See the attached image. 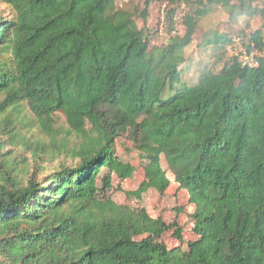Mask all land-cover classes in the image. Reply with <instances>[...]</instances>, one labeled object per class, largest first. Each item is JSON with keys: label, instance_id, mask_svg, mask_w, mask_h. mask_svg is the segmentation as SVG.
I'll return each instance as SVG.
<instances>
[{"label": "trees", "instance_id": "trees-1", "mask_svg": "<svg viewBox=\"0 0 264 264\" xmlns=\"http://www.w3.org/2000/svg\"><path fill=\"white\" fill-rule=\"evenodd\" d=\"M1 1L14 15L0 17V132L21 148L9 154L0 139V264H264L262 0H143L134 11L118 0ZM153 3L164 8L155 31L145 25ZM218 8L247 28L262 20L240 32L257 64L229 56L220 70L207 68L193 86L163 97L192 43L181 27L198 28ZM160 24L167 37L154 45ZM233 43L215 31L202 46L221 62ZM22 103L39 136L9 126ZM59 112L76 144L59 140ZM126 126L136 148L159 155L147 183L131 188L129 167L116 166ZM171 177L193 205L186 241L184 225L141 204L147 187L164 194ZM167 232L182 238L184 252L159 241Z\"/></svg>", "mask_w": 264, "mask_h": 264}, {"label": "rangeland", "instance_id": "rangeland-1", "mask_svg": "<svg viewBox=\"0 0 264 264\" xmlns=\"http://www.w3.org/2000/svg\"><path fill=\"white\" fill-rule=\"evenodd\" d=\"M259 5H264V0L258 3ZM117 7L124 10L134 11L135 8L142 10L145 7L143 0H118ZM162 10L163 7H160L159 4L153 3L149 8V16L146 21V26L153 31L157 30L158 22L162 20ZM13 9L4 4L0 0V17L10 18L13 17ZM141 24V21H139ZM262 25V20L256 18L251 23V28H247L244 23V18H241L240 24L232 23L229 20V16L222 9L218 8L215 12L204 17L200 21L198 28H183L181 27V33L186 37L192 38V43L185 48V54L187 57L186 62L182 65V71L177 82H175L173 87L167 88L163 97H169L173 92L182 90L183 87L193 86L198 82L200 74L207 68H212L215 71H218L223 66V61L229 56L234 54V49L232 46H229L227 54L224 56L221 62H216L213 59V49L210 46H202L203 35L204 33H214L215 31L228 33L234 39L237 37L241 38L240 32L245 30L248 33L250 30L260 28ZM162 28L160 24L159 29ZM158 35V39L154 42V45H161L166 40L165 31ZM232 48V49H231ZM231 49V50H230ZM11 119L12 123L10 127H14L15 130L21 131L23 136L30 137L32 134L40 135L41 126L37 121L36 117L30 111L26 103H22L20 106L11 110ZM55 128L59 136V140L65 141L69 145L76 144L77 137L75 134L71 133V129L66 122V118L62 113H58L55 118ZM133 133L129 126L122 128V135L120 136L117 143V168L119 171L124 170L127 166L129 167L130 177L126 179L127 187L131 188L132 184L135 183H147V179L152 177L153 169L150 166L151 161L158 155L155 151L150 148H136L133 140ZM34 138V137H33ZM0 139H2L5 147L3 150H8L9 154H12L18 151L21 146L18 142H12L9 140L8 131L2 133L0 132ZM159 156V155H158ZM26 161H29V156H25ZM163 167H167L166 159L164 156H161L160 159ZM46 165L50 166V163ZM104 175L111 177V173L108 169L103 171ZM113 176V175H112ZM119 178V177H118ZM116 178L114 182L119 181ZM122 184V182H121ZM119 191V190H118ZM123 191L114 193L115 196L122 199H128L123 195ZM128 201H135L134 199H128ZM141 204H143L149 211V213L155 217L163 216L167 222L178 221L179 224L184 225V236L186 238H193L192 223L187 222L188 215L193 209V205L189 204V193L186 189H180L179 185L171 177V184L167 191L164 194H161L155 188L147 187L145 192H143L141 198ZM176 206H183L180 212L175 210ZM172 217V218H171ZM148 232L143 233L141 236L146 237ZM163 242L167 247L171 248L175 245H181L179 252H184L187 248V244L182 243V238L174 237L171 232H167L159 240Z\"/></svg>", "mask_w": 264, "mask_h": 264}, {"label": "built area", "instance_id": "built-area-1", "mask_svg": "<svg viewBox=\"0 0 264 264\" xmlns=\"http://www.w3.org/2000/svg\"><path fill=\"white\" fill-rule=\"evenodd\" d=\"M162 13H163V15L161 18H162V20H164V10H162ZM162 32H163V30L161 29V31H160L161 35H163ZM231 46L233 47V49L235 51L234 54H232V55H239L241 60L244 63H248L250 65L257 64V59H256L255 55H258V52L252 50L251 53H249L247 50V47L243 44L241 38L237 37L236 39H234V43Z\"/></svg>", "mask_w": 264, "mask_h": 264}]
</instances>
